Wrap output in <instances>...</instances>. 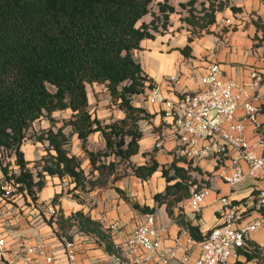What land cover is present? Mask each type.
I'll return each instance as SVG.
<instances>
[{
    "label": "trees",
    "instance_id": "16d2710c",
    "mask_svg": "<svg viewBox=\"0 0 264 264\" xmlns=\"http://www.w3.org/2000/svg\"><path fill=\"white\" fill-rule=\"evenodd\" d=\"M155 1L160 15L151 12ZM196 1L190 0L188 5L194 6ZM211 1L209 7L203 8L204 24L200 26L207 33L216 22V13L230 6ZM175 12L170 0H0V154L12 151L17 166V173L11 177L8 168L2 169L6 179H14L21 185L20 190L27 191L33 200H37V193L46 186L47 176L68 177L75 189L81 190L107 188L112 177V183L118 180L116 159L130 161L139 153L143 138L139 123L153 117L145 108L133 104L135 96L144 95L147 88L153 87V80L135 59L134 52L141 49L143 40L155 39V33L163 34L170 15ZM149 14L153 19L147 23L144 18ZM192 41L193 37H189V43ZM190 51L188 45L182 53L189 56ZM88 85H104L125 118L104 125L93 117ZM67 110L71 112L68 121L57 130L52 126L39 137L48 146L41 171L35 175L22 151L26 132L43 117L55 124L53 115ZM67 127L71 128V134L65 133ZM95 133H101L105 139L103 152L88 149L89 137ZM74 135L89 158V175L82 168V161L68 150ZM102 157L114 160L101 161ZM182 161L186 159L175 158L169 168H162L167 187L154 199L159 206L166 204L169 216L201 243L207 232L203 234L199 226L185 220L179 205L204 185L209 187V183L202 178L197 186L198 180L192 174L203 175V170L193 166V162H186L187 167L180 166L178 163ZM132 168L137 178L146 181L159 170L160 164L152 155L149 163ZM95 172L98 175L93 180ZM116 190L124 195L122 190ZM57 199L56 196L53 205ZM133 207L148 214L156 210L138 204ZM47 222L60 239L66 237L72 241L71 232L75 230L97 237L109 253L119 255L107 230L83 211L68 218L59 213ZM240 253L246 260L238 264L258 259L264 264V249L251 240Z\"/></svg>",
    "mask_w": 264,
    "mask_h": 264
},
{
    "label": "crops",
    "instance_id": "0c3cea01",
    "mask_svg": "<svg viewBox=\"0 0 264 264\" xmlns=\"http://www.w3.org/2000/svg\"><path fill=\"white\" fill-rule=\"evenodd\" d=\"M230 1L229 7L216 13V22L210 27V33L205 32L199 37H194L189 43L191 36L188 32L185 34L182 30L183 33H174L177 30L176 26L169 25L164 34H155V39L143 40L141 49L136 50L134 56L137 58L140 55H147L146 59L139 63L153 80V86H158L164 97L169 100L176 99L182 92L199 90L202 87L201 79L206 75L208 67L213 63L218 64L224 79L244 88L255 105L261 107L256 125L246 121L243 108H239L237 120L245 122L246 137L255 154L264 156V0ZM231 7L238 10L235 11ZM155 12L158 15V10ZM145 18L144 21L149 23L150 21H146ZM170 19L173 23L171 17ZM188 45L191 48L190 55L185 56L182 50ZM255 72L258 75L257 80L253 77ZM171 77H175L176 81L169 82ZM150 91L151 88L146 89V102L138 103L136 107L145 108L153 117L141 123L143 138L140 141L139 153L130 159L131 166L118 170L120 176L118 180L112 183V177L109 187H95L91 190H81L82 192L75 189V184L71 182L73 191L67 193L64 190L65 183L62 184L60 180L66 177L56 176L54 184L47 181L46 186L39 192L40 199L37 201L45 211L48 205H52L66 218L83 211L91 219L102 224L104 230L109 233L115 249L118 247L116 250L119 251L125 246L129 234L148 214L135 209L133 205L155 207L156 210L152 214L161 232L160 254L166 256L172 253L174 258L170 264H182L185 259L197 258L201 247L191 238L187 229L169 216L167 205L159 206L154 199L156 194L164 193L167 187L162 168H169L176 158L177 136L171 129V124L164 118L165 106L147 102ZM72 139L81 142L76 135ZM159 142L161 144L157 146ZM22 151L26 155L24 146ZM152 155L160 164V168L151 178L143 181L134 175L132 167L149 163ZM225 160L219 165L212 159L196 162V166L204 173L211 175L208 177L209 193L200 212L190 211L189 198L179 205L182 207L185 220L199 226L203 234L220 223L217 213L219 197H230L236 204L241 205L245 210L243 225L260 219L264 213L260 210L257 199L258 193L264 190V180H254L247 175L239 184L231 186L221 177L220 167L229 164V161ZM178 164L185 167L183 162ZM243 166L247 173V166L244 164ZM50 177L47 176V179ZM116 188L122 190L124 195L119 194ZM56 196L58 199L53 205ZM19 206L22 211L27 207L22 208L20 203ZM174 210L175 214L179 213L178 208ZM1 222L8 242L7 260L2 264H24L21 258L26 251V242L44 243L55 259L53 264H70L64 245L54 229L44 221H39L37 217L29 215V210L23 212L19 221L4 215ZM71 235L76 245L78 264H115L116 255L109 253L105 249V243L97 237L75 230ZM250 240L264 249V228L251 234ZM141 255L129 258L135 264H160L158 259L143 262ZM244 259L242 256L240 261ZM33 260L30 264H47L43 259Z\"/></svg>",
    "mask_w": 264,
    "mask_h": 264
},
{
    "label": "built area",
    "instance_id": "2783aa9c",
    "mask_svg": "<svg viewBox=\"0 0 264 264\" xmlns=\"http://www.w3.org/2000/svg\"><path fill=\"white\" fill-rule=\"evenodd\" d=\"M229 24L230 21H227ZM253 77L257 80L255 72ZM173 83L175 77L168 80ZM202 87L194 92H182L176 99L164 97L158 86H153L147 102L152 105H164V118L171 124V129L177 136L176 158H184L186 162H196L212 159L219 165L227 159L229 164L220 167L221 177L231 186L239 184L245 176L254 180H264V156H258L246 137V124L237 120L239 108L245 111L246 121L256 125L261 107L255 105L250 94L233 82L226 81L218 64H211L205 76L201 79ZM161 142L157 146H160ZM15 156L10 162L0 166V264L7 260L8 242L2 229V218L10 216L19 221L23 216L18 203L27 191H21V185L14 179H6L3 168H8V176L17 173ZM185 167L188 164L182 161ZM247 166L248 171L244 168ZM208 187L194 191L189 198V208L192 213L202 210L208 196ZM258 205L264 212V190L258 195ZM32 203V202H31ZM217 213L220 223L209 230L205 240L200 244L201 252L194 260L185 259L182 264H236L243 255L250 236L264 228V213L260 219L243 225L245 210L230 197L217 199ZM33 212L38 213L33 205ZM30 211V210H29ZM52 217L59 211L52 205L47 207ZM38 218V217H37ZM70 264L77 263L75 242L66 237L61 239ZM26 251L21 258L24 264H30L35 258L43 259L47 264H53L55 259L44 243L32 244L26 242ZM161 232L157 227L154 214H147L125 241V246L116 255L115 264H135L129 257L142 254V261L149 262L158 259L160 264H170L174 254H160ZM116 249H119L116 247Z\"/></svg>",
    "mask_w": 264,
    "mask_h": 264
},
{
    "label": "rangeland",
    "instance_id": "374dc122",
    "mask_svg": "<svg viewBox=\"0 0 264 264\" xmlns=\"http://www.w3.org/2000/svg\"><path fill=\"white\" fill-rule=\"evenodd\" d=\"M189 1L190 0H170V4L174 5L176 12L174 14L170 15L173 23H171V19H170L169 25L170 26H176L177 30L174 31V33L178 32V34H180V33H183L182 32V30H183L185 34H187V32H188L189 33L188 35H190L193 38L199 37L203 33H205V32L207 33L206 30L201 31L200 26L202 24H204L203 8L209 7L210 2H209V0H197L196 4L194 6H190V5H188ZM212 1L216 5H218L219 2H226L229 5L231 3L230 0H228V2L226 0H212ZM157 3H158V1H155L152 4L151 12L153 14H156L155 10H158ZM181 4H184L185 6L182 7ZM158 14L160 15L159 12H158ZM152 19H153V15H150V14L148 16H146V18H145L146 21H151ZM189 19L192 20V22L186 21ZM159 22H160V24H162V21H159ZM167 29H169V28H167ZM167 29H166V31H167ZM162 31H163V28L160 25V31L159 32H162ZM155 34H161V33H155ZM163 34H164V32H163ZM145 56L147 57V55H144V56L140 55L139 57H137L135 59L138 62L144 61L146 59ZM48 88L52 92L55 91V89L51 85H49ZM88 95H89L91 114L93 115V117L97 116L102 121V123L104 125L112 124L114 122L121 121L122 119L125 118V114L121 111V109L119 108V105L112 100L109 91L106 89V87L104 85H93V86L88 85ZM146 97L147 96L145 94L135 96L133 98V104L135 106H137L138 103L144 104L146 102ZM70 114L71 113L69 110L62 111V112L61 111L56 112V114H54V123L55 124L50 122V120L47 117H43L40 120L36 121L32 125V127L26 132V138H25V142H24L25 144H23V146H24V150H26L27 153H26V155L25 154L24 155H25L26 160L29 161V168L33 171V173L35 175H37L41 171L42 161H43V158L47 155L46 149L48 146V144L46 142L45 143L40 142L39 137L42 136L52 126H54V128L57 130L58 127H61L65 121H68L70 119V117H71ZM57 123L59 125H57ZM141 123H144V122L141 121L139 123L140 128H141ZM65 131H66L65 133L71 134V128L70 127H67L65 129ZM72 137L70 138L68 150H69L71 155H76L82 161V168L87 173V175H89L91 172V165H90L89 158H88L87 154L82 150V148H80L81 142L78 143L75 140L73 141ZM23 146H22V150H23ZM105 146H106L105 139L103 138L101 133H95L92 135V137H90V140L88 143V149L90 151L103 152L105 150ZM13 156H14V153L12 151H9V150L3 151L0 154V166H3L7 162L9 163L11 157H13ZM111 160H114L113 157H109L108 159H105L103 157L101 158V161H111ZM116 162L118 163L119 169L132 165L130 161H119V159H116ZM97 175H98V173L95 172L93 176L97 177ZM192 175L195 178H197V180H198L197 186H200L199 181L202 178H204L206 180L205 183L206 182L209 183L208 177L211 176L209 173H204L203 175H201L199 173H193ZM55 177L56 176L50 177V179L46 178V184H47V181L50 182V184H54V178ZM95 177L93 178V180L95 179ZM56 178H58V177H56ZM60 180H61L62 184L65 183L64 184L65 192L71 193L73 191V189H71V184L73 182L68 177H66L64 179H60ZM204 187H206V186L204 185ZM79 191H81V189H79ZM0 195H1V193H0ZM75 195H77V194H75ZM78 195L83 196L82 194H78ZM38 199H40L39 198V192L37 193V200ZM37 200H33L32 196L23 195V197L20 200H18V203L15 205L19 206V203H20L22 205V208L27 206L25 211L30 210L29 214H30V212H33L32 206L33 205L37 206L38 213L31 215V216H33L35 218L38 217L39 221H44L45 223L48 224L47 221L50 219L51 216L47 212V209L45 211V209H43L39 206V203ZM0 203H1V201H0ZM19 208H20L21 213L25 212V211L21 210L20 206H19ZM49 226L53 228V226H51V225H49ZM69 235H70V233H69ZM244 260H246V258ZM239 262H241V261H239ZM236 264H238V262ZM246 264H263V262H261V260L258 259V260H253L251 262H247Z\"/></svg>",
    "mask_w": 264,
    "mask_h": 264
}]
</instances>
